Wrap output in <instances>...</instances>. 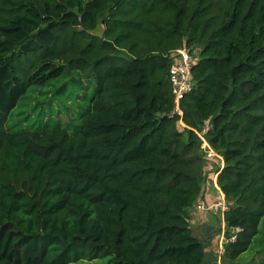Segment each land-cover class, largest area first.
<instances>
[{
    "label": "trees",
    "instance_id": "trees-1",
    "mask_svg": "<svg viewBox=\"0 0 264 264\" xmlns=\"http://www.w3.org/2000/svg\"><path fill=\"white\" fill-rule=\"evenodd\" d=\"M216 177L227 259L264 250V0H0V264H204Z\"/></svg>",
    "mask_w": 264,
    "mask_h": 264
},
{
    "label": "rangeland",
    "instance_id": "rangeland-1",
    "mask_svg": "<svg viewBox=\"0 0 264 264\" xmlns=\"http://www.w3.org/2000/svg\"><path fill=\"white\" fill-rule=\"evenodd\" d=\"M103 31H104V27L102 24H99L98 28L96 31H94V34H97L99 36L103 35ZM197 54L199 53L198 51H196ZM36 100L32 102L31 106H28L29 101H26V104L24 105H19L16 109L15 112H29L31 111V108L34 106ZM39 110H36L34 114H37ZM184 128V123L182 121H179L177 123V129L182 131ZM201 139H204L203 136H201ZM213 151L215 153L214 150L210 149L209 144L204 140L203 144H202V153L204 154V159H206L209 164H213V163H219V160H217L218 154H214L213 152H210L209 157H208V151ZM206 154V155H205ZM220 166H223V162L221 160V162L219 163ZM210 168V167H209ZM213 168V167H211ZM212 171V170H211ZM215 186L217 187V177L215 179ZM222 196H224L223 194H221ZM213 205V204H212ZM212 205H208L207 203H204L202 201H200L198 203V206H203L204 208H208ZM199 210L201 211V207L199 208ZM204 212H210V214L212 215L210 217V225H216V224H220V226H216L215 228L211 229V231H209V233L203 231H200L199 234L197 233L196 229H194V235L197 236L198 238L202 239L205 241L206 243V254H205V258H204V264H255L256 262H259L260 259L264 256V250L263 247L257 242L253 248L251 250H249L246 254L242 255L240 258H238L237 260L230 262L226 257L225 253H224V248L225 245L228 243V240L225 237V225L223 228L222 224L224 223V212L222 211H204ZM210 214H208V216H210ZM261 235H260V239H261ZM212 246H211V245ZM71 264H113L110 257L104 258V259H97V260H81L78 262H73Z\"/></svg>",
    "mask_w": 264,
    "mask_h": 264
},
{
    "label": "built area",
    "instance_id": "built-area-1",
    "mask_svg": "<svg viewBox=\"0 0 264 264\" xmlns=\"http://www.w3.org/2000/svg\"><path fill=\"white\" fill-rule=\"evenodd\" d=\"M172 58H173V64L171 65V70H170V81L172 83L173 93L176 97L175 112L182 115L180 109V101L185 97L186 94H188L192 90L193 87L192 69H193L194 59L191 53L186 48L175 51ZM210 152L213 151L211 150L208 151L207 153L208 157ZM221 194L222 193L220 192L216 203L210 206L209 209L204 208L203 206H198V208L201 207L202 209L201 211L203 212L206 210L225 212L228 209V206L225 201V196H222ZM239 230L240 229H236V231ZM234 239L235 238L233 237L231 240Z\"/></svg>",
    "mask_w": 264,
    "mask_h": 264
},
{
    "label": "crops",
    "instance_id": "crops-1",
    "mask_svg": "<svg viewBox=\"0 0 264 264\" xmlns=\"http://www.w3.org/2000/svg\"><path fill=\"white\" fill-rule=\"evenodd\" d=\"M210 167H213V166L210 165ZM215 179L214 180L211 179L207 183L204 191L202 192V194L197 199L195 206L192 207L191 209H189L191 228L193 229V232H194V229H196L198 234L200 231H203V230L205 232L209 233V231H211V229L215 228L216 226H218V227L220 226L219 223L214 225V226L210 225V223H209L210 217L212 216L210 214V212H203V211H200L198 208V203L200 201L207 203L208 205H212V204L216 203L220 192L222 193V191L220 190L218 185H217V187L215 186ZM208 214H210V216H208ZM223 227H224V223L222 224L221 228H223ZM206 250H207V248H206Z\"/></svg>",
    "mask_w": 264,
    "mask_h": 264
},
{
    "label": "water",
    "instance_id": "water-1",
    "mask_svg": "<svg viewBox=\"0 0 264 264\" xmlns=\"http://www.w3.org/2000/svg\"><path fill=\"white\" fill-rule=\"evenodd\" d=\"M91 1H93V0H91Z\"/></svg>",
    "mask_w": 264,
    "mask_h": 264
}]
</instances>
